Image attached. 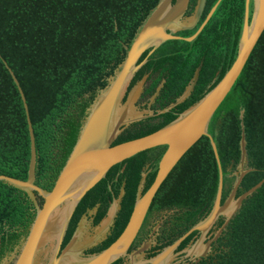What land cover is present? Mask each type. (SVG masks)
I'll return each mask as SVG.
<instances>
[{
	"label": "water",
	"instance_id": "95a60500",
	"mask_svg": "<svg viewBox=\"0 0 264 264\" xmlns=\"http://www.w3.org/2000/svg\"><path fill=\"white\" fill-rule=\"evenodd\" d=\"M220 0L199 25L204 0H158L138 28L104 88L86 108L76 139L49 190L34 184L35 145L22 90L29 139L25 179L0 180L26 192L35 213L29 226L1 254L0 264H238L247 214L264 210V167L249 134L243 68L264 28V0H243L210 78L195 94L205 45L186 80L165 104L155 105L170 63L188 52ZM178 38L185 51L170 52ZM230 96L236 97V137L216 142ZM208 138L214 175L195 205L167 204L148 211L157 188L181 155ZM263 170L248 186L243 175ZM36 195L41 198L37 203Z\"/></svg>",
	"mask_w": 264,
	"mask_h": 264
},
{
	"label": "trees",
	"instance_id": "16d2710c",
	"mask_svg": "<svg viewBox=\"0 0 264 264\" xmlns=\"http://www.w3.org/2000/svg\"><path fill=\"white\" fill-rule=\"evenodd\" d=\"M158 0H0V174L25 179L29 139L17 89L22 90L35 145L34 184L49 190L63 165L86 108L122 61L138 28ZM200 32L188 52H178L169 65L154 104L163 105L179 90L202 47ZM177 39L170 52L185 51ZM5 63V64H4ZM203 53L190 91L201 90L213 73ZM244 95L252 145L264 167V28L243 68ZM236 97L230 96L217 130L219 148L236 137ZM214 159L201 135L177 160L154 193L148 211L184 203L198 204L209 190ZM263 175L253 169L243 177L251 186ZM37 203L41 198L36 195ZM35 208L21 189L0 180V256L29 226ZM238 264H264V210L245 219Z\"/></svg>",
	"mask_w": 264,
	"mask_h": 264
},
{
	"label": "flooded vegetation",
	"instance_id": "af4514ba",
	"mask_svg": "<svg viewBox=\"0 0 264 264\" xmlns=\"http://www.w3.org/2000/svg\"><path fill=\"white\" fill-rule=\"evenodd\" d=\"M191 1L192 0H188V2H191ZM213 1L214 0H204L202 8H201V12L197 20L195 21L194 25L190 29L181 30L179 33L187 34L193 31L202 21V19L206 15ZM231 2L232 4H234L235 0H220L219 1L216 8L214 9V11L212 12L210 17L204 24L203 28L201 29L200 32H202V34L200 36L199 42H197V46H199V48L200 46L203 48L205 45H207L205 49V53L209 54L211 61L213 62V66L211 67L213 70L219 58V54L221 51V47H222L225 35L227 34L228 29H229L231 9H232ZM242 6H243V0H238L235 5V9H234L236 18L240 16ZM178 39L184 40L183 38H178Z\"/></svg>",
	"mask_w": 264,
	"mask_h": 264
}]
</instances>
